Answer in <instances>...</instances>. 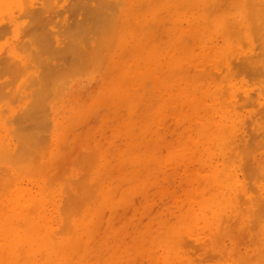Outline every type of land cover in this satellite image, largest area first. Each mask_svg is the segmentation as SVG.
<instances>
[{"label": "rangeland", "instance_id": "rangeland-1", "mask_svg": "<svg viewBox=\"0 0 264 264\" xmlns=\"http://www.w3.org/2000/svg\"><path fill=\"white\" fill-rule=\"evenodd\" d=\"M22 1L0 0V25L3 26L1 27L2 29L6 25L5 30L0 28V59L3 60L1 64H4L2 67L0 66V74H2L0 75V86L2 87L4 83H9L8 86H6L7 84L4 85V89L2 90L8 94H10V91L11 94L13 93L12 97L11 94L7 97L8 94L5 93L6 95H4V92V97H1L2 95L0 96V143L2 142L1 144H3L4 137H6L4 140V145L7 144L9 147H4H7L9 152L7 149L5 150L3 147V149H1L0 147L1 152H3L2 150L5 151L3 154L0 152V160H2L0 161V173L5 175H0V185L4 187L3 188L0 186V190L2 188L3 191L9 189V191H4L6 195H4V192L3 194L1 193L2 190L0 191V203L5 204V206L8 208V198L11 197V191L12 193L16 191L14 192V195L15 197L17 196L19 200L22 197L23 200L30 199L29 201L27 200L25 202L21 201V199L18 202L19 204L21 202V207L18 205L17 209L21 210L23 213L20 211L19 214V211L16 210L15 213H17V215H21V213L22 215H27L29 210H27V208L30 207L27 206V203L31 204L33 199H35L33 202L37 203L38 207L36 206L37 208L33 210L37 209L36 211L38 214L42 213L39 215L41 216L40 218H43L45 215V217L41 220L44 221L45 225H48L47 228L50 231L55 228V230L58 229L56 233L63 232L59 231L61 228L60 230L64 229L65 232V228L67 229L66 231H70L68 229L71 227L76 228L78 231H81V228L83 230H94V237L98 234L99 236L94 239L95 245L93 252L95 254L92 252V256L93 254L94 256L93 258L89 259L90 261L88 260L87 264H93V260H95V263L98 264V259L99 264H165L166 260L168 264H181L180 258H182L186 264H201V262L203 264H236L238 263L236 260L240 258L239 256H241L240 259H242L239 261L241 264H246L247 261L250 264H264V259L261 257H264V221L262 222L260 219V222L255 219L256 221L252 225L253 228L256 227L255 229L252 228L250 225L252 222L249 221V219L253 217V214L252 217L250 215L254 208L257 210L256 212H259V214L257 213L256 216L260 217L263 215L260 217L262 219L264 217V208L261 207L264 205V70L262 69L263 67H261L264 66L262 61V59H264V54L260 47L264 42V38L259 37L257 32L252 33L251 31L252 28L249 20L252 18L253 21L254 18L253 13H250L249 11L253 10V6L250 8L249 5H246L243 0H105V2L103 0H59V2H57L58 0H51V2L48 1V3L50 4L49 6H51V4L53 6L51 8L49 7L51 10L46 8L49 10L48 12H45L43 11L44 7L48 4L42 0ZM44 3L45 5L43 6ZM26 5L28 8L25 9L28 10V13L26 12L27 10L24 11L23 9V7H27ZM65 6L68 9H65ZM69 6L72 7L69 8ZM207 6L209 7V11ZM32 7L34 9H32ZM111 7L113 10L115 9L114 12L113 10H110L112 9ZM41 8L42 10H40ZM56 10L57 12H55ZM245 10L249 11L246 12ZM33 11L35 14L31 13ZM68 11L71 12L69 13ZM29 12L32 14V16H29L28 18V15H31ZM110 12H113L115 15H111L112 13ZM248 13L249 15L251 14L252 17L247 15L250 17L247 20V17L245 18V14ZM20 14L23 17L19 18L18 16ZM72 14L74 15L72 16ZM37 16H39V20H37ZM44 18H47V24L42 22L45 21ZM30 19H32V21ZM110 19L111 21H109ZM90 20L92 21L91 23L89 22ZM49 21L50 23L48 24ZM113 21H115L116 27H114L115 23H113L114 26L111 29ZM247 21L249 23H247ZM253 24H257L256 21ZM42 25H46V29ZM58 26L59 29H57ZM248 27L251 28V32L249 31ZM31 29L34 30V34ZM47 29L49 31H47ZM71 29L72 31L70 32ZM108 29L110 30L108 31ZM36 30L39 34L36 32ZM106 30L109 33L105 32ZM111 30L112 32L114 31L113 33H115V36H113L114 38L111 37L110 40L113 41L112 43L109 42V36L113 34ZM42 31H45V33ZM50 32L54 33L52 34ZM91 32L95 33L92 34ZM66 33L69 34L67 35ZM101 35H104V37ZM105 35H108V37L106 38ZM256 35L259 39L256 37ZM67 36L70 37L67 38ZM102 37L103 40L106 41L107 39L108 41H97L99 39L101 40ZM237 38H239V40ZM46 39L49 40L47 41ZM36 40H39V42H36ZM42 40L45 42V45H41L44 44ZM61 40L62 43L60 42ZM255 40L257 42H255ZM47 42L50 43V46H48ZM108 42L111 44V46L106 47L103 45L104 43L108 44ZM37 43H39L41 47L47 45V48L53 47L57 51H54L52 48L47 49L45 47L44 50H46L43 51L44 53H42L40 52V45L38 46ZM95 43L97 45H95ZM77 44L80 48L82 47L81 49L83 50L77 48ZM245 44L246 47L244 46ZM102 46L105 47L106 51L104 48L102 49ZM92 47L95 51L92 50ZM75 48L77 50H75ZM42 49L43 48H41V51ZM96 49L102 52H97ZM83 51L85 54L88 52V57L84 56L85 54H83ZM95 52L102 56V58L97 54L95 55ZM252 53H254V55ZM54 54L57 57L54 56ZM94 55L95 57L93 58ZM249 55H252L253 57L250 56L252 58L248 59L250 58ZM4 57H9L8 60H10L11 57V59L13 58L15 60L14 63L16 62V65L13 66L14 68H8L9 66H7L8 69H12L8 72H6V70H8L7 68L4 70L6 66L5 63H3ZM77 57L82 59L87 58L86 60L88 63L86 60H84L86 61L84 62L81 59V63H84L82 65L80 63V58L78 59ZM95 58H101V60L97 61ZM253 58L254 60L257 58L258 61L260 58H262L260 61L263 64L258 65L260 63L258 61H254ZM8 60L5 59L7 62ZM38 60L45 65L42 67V64H40ZM99 62L100 64H97ZM38 63L41 67L38 65ZM85 63L88 65L86 68ZM8 64L13 65V62L12 64ZM49 64H51L50 67H48ZM88 67H91V70L86 74L85 71H87ZM17 68L18 70L21 68L20 73L17 71ZM45 68H48L47 71ZM79 69L81 71L83 70L85 73L82 72V75ZM135 69L137 72H135ZM229 69L230 71L228 74L227 72ZM254 69L255 71H253ZM261 69L262 71H260ZM40 70H42V75L39 77ZM10 71L11 73L14 72L16 77L12 76L9 73ZM21 71H23V73ZM48 71L49 73H47ZM67 72L68 74H66ZM7 73L16 79H11V76ZM44 74H46V76ZM50 74L51 76L48 77ZM69 74H71L72 77ZM57 75L59 80L55 81L58 78H56ZM205 75H207L206 78ZM232 75H234V77ZM62 76L64 80H67V83H60L61 81H64ZM198 76L199 79H197ZM33 77L35 78L33 79ZM226 77L228 79H226ZM254 77L255 79L260 77L261 81L258 79L259 83L263 82V84L257 83V79V82H255ZM193 79L195 80L193 81ZM31 80L35 86H33ZM220 80L222 81L220 82ZM252 80H254L253 83H251ZM36 81H40V84L38 83V87L36 86ZM55 82L59 83L53 84ZM59 84L64 87L61 86V88L58 86ZM225 84L228 88L225 87ZM51 85H53V88ZM198 85L199 87H196ZM257 85H260V87ZM222 86L224 88H222ZM261 86H263V88ZM11 87L13 89H11ZM54 87H56V89H54ZM41 88L43 89L41 90ZM35 89H37V92H33L34 94L32 95L31 92L36 91ZM48 89L50 91H48ZM38 91H40V94ZM56 91H58L57 94ZM221 91H223L224 95H222L223 93ZM241 91L245 93V97L244 93L242 94ZM14 93L17 95L15 96ZM247 93L252 94L251 98H253V100L250 98H247L249 100H246V96H249ZM0 94L2 93L0 92ZM37 95H39V97ZM10 97L13 100L9 99ZM34 97H38L39 100H37L38 98L35 100ZM32 98L34 100H32ZM14 100L16 101L12 103ZM30 100L33 101L32 104L30 103ZM244 101H246L247 104ZM249 104L252 105L250 106ZM260 106L263 108V110H261L262 108ZM27 108H30L27 110V112L33 110L31 111L33 114H25V117L28 115L27 118H29V116L30 118L27 120V118L25 119V117H23L24 119L22 121L24 122L21 121L23 124H19L18 120H21L20 114L23 115L22 111L25 112ZM255 115L257 118L254 117ZM31 118L34 120L30 121ZM39 118L42 119V122H39ZM224 119H228L231 122L234 120L233 127L235 129V141L233 140L234 143L232 141V143H229L228 146L224 147V150L221 151L218 145L216 146L215 143L213 144V135L208 137V133L212 134L213 128L215 129V127L212 126L214 123L210 122L217 123ZM13 120L14 122L16 120V125L17 123L19 125L15 126ZM252 120L253 122L251 123ZM32 121L34 123L37 122V124H29ZM257 122L260 124L258 125ZM28 124L33 128V130H36L31 131L36 135L32 133V139L28 141H31V144L36 146L38 149L36 147L33 149V146L30 147L31 144L26 141L28 143V148L26 146V148L23 147V153L21 152L22 150L19 151V149H17L16 145H18L17 142H19V145L21 143L24 145L22 141L30 138L28 134L31 135L29 130H32V128ZM44 124L49 126L45 127ZM253 125H255V127ZM208 126L209 128L212 126V129H208ZM17 128L20 129L18 130ZM26 128L31 129L28 130ZM15 129H17L19 132L21 131V135L24 134L23 136H25V139L23 137L21 141V138L18 139L19 137H17L15 140L14 137L16 135L19 136L20 134ZM140 129L141 131H139ZM205 129L208 130L206 131ZM26 130H28V134H26L29 137L24 133ZM15 132L17 134H15ZM34 135L35 137H33ZM203 135L207 136L205 138L206 140L202 138L204 137ZM36 136L38 139H36ZM34 139L35 141H33ZM170 142L172 144H170ZM42 143H46L48 147L46 145L43 147ZM249 144L253 145L251 146ZM255 144L258 145V147L255 146ZM19 145L18 148L21 147V145ZM60 146L61 148H65L64 151L60 148ZM45 147L47 148L46 152L41 153L40 150L43 149V151H45ZM90 147H92L95 152ZM233 147L235 149H233ZM14 149H16V151H14ZM125 149L130 151L131 154L125 151ZM17 150L18 152L22 153L20 155L18 153V156H21L23 161H25V163L22 164V169L26 171L28 170L27 172L23 171L20 167L18 170L17 163L20 164V161H15L16 163L14 162V164L12 162L13 160H11L14 152V156L16 155ZM229 150H231L232 153ZM6 151L9 154L11 152V158L9 159L12 164H14V166L11 164L12 167L10 166V161H7V163L5 162L6 158L4 159L3 157L2 159V155H6ZM66 151L69 153H67L69 157H67V154H65ZM77 151L79 152L77 153ZM29 152H31L32 157L34 154L36 155H34L35 157L33 158L34 160H37V162L33 161V163L35 162V165L40 163V167H38L39 169H36L37 167L34 169L31 168L34 165L30 163L33 158L30 157ZM118 152H120V154ZM123 152H126L127 154L125 157V153ZM242 153L243 156L249 153L247 155L248 157L245 159V156L243 157ZM23 154L25 156L29 154L30 161H28V155L26 158L23 156ZM77 155L80 156V158H78ZM21 157H14L13 159L16 160L18 158V160H20ZM24 158L26 159L24 160ZM53 160H57L55 164L59 167L61 164L63 169H68L63 170L60 167L63 171L59 168L57 170L58 166L55 167V164L50 163L53 162ZM230 160L231 162H229ZM26 161L28 163H26ZM66 161L67 163L69 161L68 165H66ZM3 162L5 163L3 164ZM21 163L23 162L21 161ZM42 164L43 166H41ZM132 164L135 166L132 167ZM24 165L26 166L24 167ZM244 165H246V167H244ZM42 167L44 168L42 169ZM223 168H226V173L231 175L229 176L230 179L228 178V186L226 181H217L215 178L217 170ZM251 168L254 170L251 171ZM35 169L37 173L34 172ZM44 169L45 171L43 172L39 171ZM244 169L246 171H244ZM248 169L251 172H256L251 175ZM8 170L12 175L10 177L12 179L14 178V180L12 181L9 178L7 179V183L10 185H8L10 188L6 189V187H8H5L7 183H4L2 178L5 179L7 175L9 176V172H6ZM30 170L31 173L34 172V174H36H31ZM245 176L248 179L245 178ZM116 179L117 181L120 180V182L115 181ZM199 179L203 180L201 181ZM11 182L12 185L10 184ZM199 183L200 185H198ZM205 183L210 185L208 186ZM247 183L251 186L252 190L250 186L247 185ZM204 185L207 187L205 186L204 188ZM17 188H19L18 191ZM81 189L87 199L86 197L83 199V193L79 194ZM113 189L116 191V193L113 192ZM212 191L213 194H211ZM218 191L229 192H225L226 194L223 196L226 200V203L219 208H212L211 206L214 204H209L211 203L209 199L210 194L213 196ZM255 191L259 194H256L255 196L256 202L251 199L252 196L255 198L253 195ZM109 193H111L113 198L110 197ZM77 195H79V197ZM237 195L240 198H238ZM74 196H77L75 198L79 200L82 196V201H78L77 199L75 200ZM90 196L93 197L90 198ZM104 196L105 198H103ZM241 196H243L245 199L247 198L249 201L245 202ZM208 199L209 201H207ZM214 200H216V203L219 202L218 199L214 198ZM76 201L78 203L75 206L74 203H76ZM257 201H260V204L257 203ZM214 202L215 201H213V203ZM39 203H42L41 206H43V209H41ZM79 203H81L82 208L80 205L78 207ZM246 203H248L247 206L245 205ZM108 204L110 205L109 207ZM72 205H74V210H77V215L75 213L73 214L75 211H73L71 208ZM2 206L3 207L0 206L2 208L0 209V213L4 214V205ZM67 206L69 210L66 208ZM88 206L90 208H88ZM102 207L103 209H101ZM61 208L64 210H61ZM24 209L25 211L27 210L26 213H24ZM49 209L51 211H49ZM249 209H252L251 213ZM260 209H262V212ZM35 212L34 214L36 215L37 213ZM70 212L71 216L68 215ZM190 213L193 216H188L191 215ZM61 214H63V217ZM64 214H66V216ZM104 214L106 215L104 216ZM222 214L224 215L223 217L221 216ZM35 215L32 216L34 219H37L35 218ZM64 217H68L69 219ZM178 217H186V221L195 218L192 220H195L196 224H192V221H189V223L187 222L188 226H183L185 230H181L183 229L181 226V232L179 230L180 227H177V232L180 233V236H178V240L180 242L178 243V249H175L174 247L169 248L166 246V241L169 239L165 237V226H179L175 223V218L179 219ZM190 217L191 219H189ZM204 219H208L207 221L209 222H204ZM62 220L64 223H62ZM221 221L222 224H220ZM67 222L69 227H65V225H67L65 223ZM177 222L179 223V220H177ZM256 222L259 223L256 224ZM162 223L165 224L162 225ZM231 223L234 225L232 226ZM228 225L229 227H232L229 230ZM159 226L161 228H159ZM226 230L229 237L226 236ZM230 230L231 232L233 231V233H231ZM256 230L258 234L255 233ZM217 232L219 233L218 237L217 234H215L216 236L214 235L215 237L212 236L213 238H211V234L213 235ZM261 232L263 235L260 234ZM237 233L239 234L236 235ZM254 234H256V236ZM100 235L103 236L100 237ZM215 238H218L219 240L215 241ZM254 238L255 240H253ZM185 240L188 241V243H185ZM217 242H220L221 244L223 243V246L221 244L220 246L219 243L217 244ZM103 243L104 245L107 244V246L105 247ZM211 243H213V245ZM238 243L239 246H237ZM242 243L246 245H243ZM247 244L249 245L247 246ZM203 246H207L208 248L211 246L210 249L212 250L207 249V247L202 249ZM97 247L100 249L98 248L97 250ZM108 248L109 250H106V254L103 255L105 249ZM220 248L223 250L221 251ZM206 249L209 256L206 252ZM194 251L195 254L193 253ZM200 251H203V253ZM260 252H263L262 255L259 254ZM257 253L259 256L256 255ZM213 254H217L218 257L214 256ZM97 256L99 258H97ZM109 256H112V258ZM252 256L255 259H252ZM158 259L159 261H157ZM111 261L112 263H108Z\"/></svg>", "mask_w": 264, "mask_h": 264}, {"label": "bare ground", "instance_id": "bare-ground-1", "mask_svg": "<svg viewBox=\"0 0 264 264\" xmlns=\"http://www.w3.org/2000/svg\"><path fill=\"white\" fill-rule=\"evenodd\" d=\"M22 1V0H21ZM23 1H27V0H23ZM22 1V2H23ZM43 2H45L46 4H48V5H45V3L43 4V6L45 5V7H44V10L43 11H47L48 12V10L53 6L52 4H51V6H49L50 4L48 3V1H50L51 2V0H47V1H45V0H42ZM57 1V0H56ZM75 1V0H74ZM104 2H105V0H103ZM244 1V3L246 4V5H249V7L251 8L252 6H253V10L252 11H249L250 10V8H249V10H245L246 12H252L253 13V18H254V20L252 21V18H251V20H249L250 21V24H251V28H252V30H251V28H249L250 27V25H249V31L251 30L252 31V33H255V32H257V35L259 36V37H263L264 38V0H243ZM57 2H59V0L57 1ZM69 2V1H68ZM89 2V1H88ZM107 2H109V1H107ZM75 3V2H74ZM98 3H99V1H98ZM85 4V3H84ZM87 4V3H86ZM90 4V3H89ZM228 4V3H227ZM24 5V4H23ZM75 5V4H74ZM106 5V4H105ZM108 5V4H107ZM246 5H244V6H246ZM27 6V5H26ZM48 6V7H47ZM67 6V5H66ZM65 6V7H66ZM94 6V5H93ZM111 6V5H110ZM50 7V8H49ZM55 7V6H54ZM70 7H72V6H69V8ZM75 7H76V5H75ZM75 7H74V9H75ZM83 7V6H82ZM81 7V8H82ZM103 7V6H102ZM101 7V8H102ZM25 8H28V6L27 7H23V9H24V11H26L27 9H25ZM39 8V7H38ZM38 8H37V10H38ZM46 8H49V9H46ZM56 8V7H55ZM112 8V7H111ZM32 9H34L33 7H32ZM31 9V10H32ZM65 9H68L67 7L65 8ZM73 9V8H72ZM71 9V10H72ZM89 9V8H88ZM100 9V8H99ZM106 9H107V6H106ZM110 9V8H109ZM207 9H208V11H209V7L207 6ZM206 9V10H207ZM233 9V8H232ZM238 9L240 10V8L238 7ZM31 10H29V11H31ZM40 10H42V8L40 9ZM51 10V9H50ZM110 10H113V8L112 9H110ZM231 10V9H230ZM35 11H36V9H35ZM42 11V12H43ZM65 11V10H64ZM78 11V10H77ZM115 11V9L113 10V12ZM27 13H28V10L26 11ZM38 12V11H37ZM36 12V13H37ZM41 12V13H42ZM55 12H57V10L55 11ZM55 12H54V14H55ZM69 12V11H68ZM71 12V11H70ZM69 12V13H70ZM113 12H110V13H112L111 15H115ZM32 14L34 13V11L33 12H31ZM30 12H29V14H31ZM39 13V12H38ZM37 13V14H38ZM50 13V12H49ZM62 13V12H61ZM103 13V12H102ZM242 13V12H241ZM32 14L31 15H28V18H29V16H32ZM35 14V13H34ZM43 14V13H42ZM57 14H60V13H57ZM24 15V14H23ZM44 15V14H43ZM47 15H48V13H47ZM74 14H72V16H73ZM102 15V14H101ZM209 15V14H208ZM247 15H249V13L248 14H245V18L248 20L250 17H252V15L250 14L249 16H247ZM34 16V15H33ZM36 16V15H35ZM60 16V15H59ZM96 16V15H95ZM109 16V15H108ZM19 18L20 17H23V16H21V14L18 16ZM38 17V19L37 20H39V16H37ZM41 17V16H40ZM46 17V16H45ZM53 17V16H52ZM54 17H56V16H54ZM67 17V16H66ZM105 17H106V15H105ZM60 18V17H59ZM62 18V17H61ZM110 18V17H109ZM158 18V17H157ZM5 19V18H4ZM42 19H43V16H42ZM42 19H41V21H42ZM105 19V18H104ZM106 19H108V18H106ZM112 19V18H111ZM111 19L109 20V21H111ZM132 19H133V16H132ZM135 19V18H134ZM31 21H32V19H30ZM34 20V19H33ZM44 20L45 21H42V22H45L46 24H47V22H46V20H47V18L45 19L44 18ZM51 20V19H50ZM67 20V19H66ZM229 20V19H228ZM36 21V20H35ZM35 21H33V22H35ZM48 21V20H47ZM87 21V20H86ZM230 21V20H229ZM255 21H256V23L257 24H253V23H255ZM37 22V21H36ZM42 22H41V24H42ZM51 22H53V21H51ZM76 22V21H75ZM84 22V21H83ZM90 23L92 22L91 20L89 21ZM88 22V23H89ZM99 22V21H98ZM134 22H136V21H134ZM237 22V21H236ZM253 22V23H252ZM50 23V21L48 22V24ZM61 23V22H60ZM67 23V22H66ZM65 23V24H66ZM80 23H82V22H80ZM87 23V24H88ZM113 23H115V21H113L112 22V24ZM132 23V22H131ZM225 23V22H224ZM247 23H249L248 21H247ZM52 24V23H51ZM62 24V23H61ZM95 24V23H94ZM98 24V23H97ZM229 24V23H228ZM243 24H245V23H243ZM38 25H40V24H38ZM37 25V26H38ZM67 25V24H66ZM77 25H78V23H77ZM83 25V24H82ZM81 25V26H82ZM247 25V24H246ZM6 26V25H5ZM5 26H4V28L2 29L1 27H3L2 25H0V28L2 29V30H5ZM34 26V25H33ZM41 26V25H40ZM43 26V25H42ZM54 26V25H53ZM70 26V25H69ZM96 26V25H95ZM114 26V24L111 26V29H112V27ZM255 26V27H254ZM9 27V26H8ZM7 27V28H8ZM44 28L46 27V25H44L43 26ZM61 27V26H60ZM74 27V26H73ZM84 27V26H83ZM114 27H116V23H115V26ZM138 27V26H137ZM236 27V26H235ZM10 28V27H9ZM8 28V29H9ZM26 28H27V26H26ZM39 28H41V27H39ZM43 28V29H44ZM69 28V27H68ZM75 28H77V27H75ZM90 28V27H89ZM0 29V30H1ZM46 29V28H45ZM57 29H59V26H58V28ZM65 29V28H64ZM74 29V28H73ZM81 29V28H80ZM145 29V28H144ZM246 29V28H245ZM257 30V31H255V30ZM7 30V29H6ZM32 30V29H31ZM39 30H41V29H39ZM75 30V29H74ZM78 30V29H77ZM83 30V29H82ZM110 29H108V31H109ZM184 30V29H183ZM242 30V29H241ZM240 30V31H241ZM33 31V34H34V30H32ZM47 31H49L48 29H47ZM72 31V29L70 30V32ZM206 31V30H205ZM248 31V30H247ZM250 31V32H251ZM260 31V32H259ZM9 32V31H8ZM36 32H37V30H36ZM42 32H44L45 33V31H42ZM60 32V31H59ZM66 32H68V31H66ZM75 32V31H74ZM82 32V31H81ZM89 32V31H88ZM105 32H107V30L105 31ZM111 32H112V30H111ZM114 32V31H113ZM112 32V33H113ZM237 32V31H236ZM38 33V32H37ZM50 33H52V32H50ZM54 33V32H53ZM52 33V34H53ZM83 33V32H82ZM81 33V34H82ZM86 33V32H85ZM92 33V32H91ZM95 33V32H94ZM94 33H92V34H94ZM107 33H109V32H107ZM112 33H110V34H112ZM226 33V32H225ZM260 33V34H259ZM1 34V33H0ZM39 34V33H38ZM42 34V33H41ZM49 34V33H48ZM56 34H58V33H56ZM64 34V33H63ZM63 34H61V35H63ZM67 35L69 34V33H66ZM74 34V33H73ZM87 34V33H86ZM109 34V35H110ZM237 34V33H236ZM235 34V35H236ZM4 35V34H3ZM2 35V36H3ZM50 35V34H49ZM80 35V34H79ZM252 35V34H251ZM256 35V37L258 38V36ZM59 36V35H58ZM97 36V35H96ZM101 36H103L104 37V35H101ZM106 36V35H105ZM113 36H115V33H113L112 35H110L109 36V42L110 43H112L113 41H110L111 40V37H113ZM233 36V35H232ZM50 37V36H49ZM70 36H67V38H69ZM103 37L101 38V40L99 39V40H97V41H102L103 40ZM108 37V35L106 36V38ZM237 37H238V35H237ZM253 37V36H252ZM48 38V37H47ZM105 38V39H106ZM114 38V37H113ZM260 38V39H261ZM74 39V38H73ZM86 39V38H85ZM188 39V38H187ZM238 40H239V38H237ZM253 39H254V37H253ZM256 39V38H255ZM259 39V38H258ZM257 39V40H258ZM39 40H41V39H39ZM39 40H36V42H39ZM44 40V39H43ZM42 40V42L44 43V44H41V45H45V42ZM47 40V39H46ZM49 40V39H48ZM47 40V41H48ZM52 40V39H51ZM63 40V39H62ZM62 40L60 41L61 43H62ZM68 40V39H67ZM82 40V39H81ZM84 40V39H83ZM196 40V39H195ZM263 40V39H262ZM96 41V42H97ZM104 42H106V41H108L107 39H106V41L105 40H103ZM193 41V40H192ZM66 42V41H65ZM71 42H72V40H71ZM70 42V43H71ZM108 42V44L106 43H104L103 45H105L106 47H108V46H111V44ZM254 42V41H253ZM255 42H257L256 40H255ZM259 42V41H258ZM263 42V41H262ZM25 43H27V42H25ZM48 43V42H47ZM67 43V42H66ZM66 43H64V44H66ZM69 43V42H68ZM86 43V42H85ZM241 43V42H240ZM28 44V43H27ZM38 44V46L40 45L39 43H37ZM50 43H48V46H50L49 45ZM59 44V43H58ZM64 44H63V46H64ZM73 44H74V42H73ZM99 44V43H98ZM258 44V43H257ZM41 45L39 46V48H40V52H42V53H44L43 51H45L44 50V48L47 46H42L41 47ZM69 45V44H68ZM87 45H88V43H87ZM94 45V44H93ZM95 45H97L96 43H95ZM239 45V44H238ZM243 45V44H242ZM256 45V44H255ZM262 46H260L261 47V49H262V51H263V54H264V42L261 44ZM73 46H75V45H73ZM77 46H78V44H77ZM245 47H246V44L244 45ZM71 47H72V44H71ZM71 47H70V49H71ZM94 47V46H93ZM93 47H92V50H93ZM96 47V46H95ZM101 47V46H100ZM41 48H43L42 49V51H41ZM47 48V47H46ZM48 48H50V47H48ZM47 48V49H48ZM52 49H54V51L56 50L55 48H53V47H51ZM50 48V49H51ZM56 48H57V46H56ZM65 48V47H64ZM66 48H67V46H66ZM65 48V49H66ZM69 48V47H68ZM77 48H80L79 46L77 47ZM82 48V47H81ZM80 48V50H83V49H81ZM98 48H99V46H98ZM97 48V49H98ZM104 48V50H105V47L104 46H102V49ZM111 48V47H110ZM110 48H108V49H110ZM59 49H62V48H59ZM96 49V50H97ZM100 49V48H99ZM101 49V50H102ZM27 50V49H26ZM32 50V49H31ZM75 50H77L76 48H75ZM87 50V49H86ZM256 50H258V49H256ZM57 51V50H56ZM87 51H89V50H87ZM93 51H95V50H93ZM106 51V50H105ZM208 51V50H207ZM259 51V50H258ZM258 51H257V53H258ZM261 51V50H260ZM49 52H50V50H49ZM73 52H75V51H73ZM80 52V51H79ZM82 52V51H81ZM84 52V51H83ZM97 52H102V51H100V50H97ZM97 52H95V55L97 54L98 55V53ZM39 53V52H38ZM42 53H40V54H42ZM52 53V52H51ZM50 53V54H51ZM46 54V53H45ZM49 54V53H48ZM66 54V53H65ZM64 54V55H65ZM77 54V53H76ZM83 54H85V52L83 53ZM87 54H88V52L84 55L85 57L87 56ZM137 54H139V53H137ZM253 55H254V53H252ZM262 54V55H263ZM56 55H57V53H56ZM55 54H54V56H56ZM92 55H93V53H92ZM95 55L93 56V58L95 57ZM247 55V54H246ZM35 56V55H34ZM54 56H52V57H54ZM61 56V55H60ZM76 56H79V55H76ZM99 57H101L102 58V56H100V55H98ZM97 56V57H98ZM243 56V55H242ZM245 56V55H244ZM250 56H252V55H249V57ZM48 57H51V56H48ZM57 57V56H56ZM65 57V56H64ZM88 57V56H87ZM196 57H198V56H196ZM239 57V56H238ZM248 57V56H247ZM253 57V56H252ZM252 57H250V58H248V59H251ZM256 57V56H255ZM254 57V58H255ZM260 57H262V56H260ZM2 58V57H1ZM37 58V57H36ZM73 58V57H72ZM78 59L80 58V57H77ZM101 58L99 59H96L97 61H100L101 60ZM205 58V57H204ZM212 58V57H211ZM241 58V57H240ZM254 58H253V60H254ZM4 59V62L3 63H5V69L4 70H6V68H7V66H9L8 68H10V67H13V66H15L16 65V62L14 63V59L12 58L11 59V57H10V60H8L9 59V57L8 58H3ZM5 59L6 60H8V62L7 61H5ZM50 59V58H49ZM60 59V58H59ZM74 59H75V57H74ZM81 59L82 58H80V63H81ZM87 59V58H86ZM86 59H82L83 61L84 60H86ZM184 59V58H183ZM196 59V58H195ZM215 59V58H214ZM262 58H260L259 59V61L257 60V58H256V60H254V61H258L260 64H258V65H261V64H263L264 63V59H262V61H263V63H261V60ZM11 60H13V61H11ZM43 60H44V58H43ZM70 60V59H69ZM77 60V59H76ZM89 60V59H88ZM93 60V59H92ZM132 60V59H131ZM187 60V59H186ZM232 60V59H231ZM247 60V59H246ZM245 60V61H246ZM3 60H1L0 59V64H1V62H2ZM10 61V62H9ZM39 61V60H38ZM61 61V60H60ZM71 61V60H70ZM78 61V60H77ZM87 61V60H86ZM86 61H84V62H86ZM95 61V60H94ZM97 61H95V62H97ZM113 61V60H112ZM251 61V60H250ZM12 62H13V65H10V64H8V63H11L12 64ZM18 62V61H17ZM35 62H37V61H35ZM40 62V64H42V67L45 65V64H43V63H41V61H39ZM103 62V61H102ZM208 62V61H207ZM45 63H47V62H45ZM50 63V62H49ZM69 63V62H68ZM79 63V64H80ZM87 63H88V61H87ZM89 63H91V62H89ZM127 63V62H126ZM168 63V62H167ZM247 63V62H246ZM255 63V62H254ZM8 64V65H7ZM48 64V63H47ZM56 64H57V62H56ZM73 64V63H72ZM77 64V63H76ZM75 64V65H76ZM82 65L84 64L83 62L81 63ZM86 64V63H85ZM97 64H100V62L99 63H97ZM253 64V63H252ZM251 64V65H252ZM4 65V64H3ZM2 64L0 65L1 67L3 66ZM17 65H18V63H17ZM38 65H39V63H38ZM50 65L51 64H49L48 65V67H50ZM58 65V64H57ZM184 65V64H183ZM192 65V64H191ZM230 65V64H229ZM247 65H250V64H247ZM254 65V64H253ZM28 66V65H27ZM40 66V65H39ZM38 66V67H39ZM65 66V65H64ZM70 66V65H69ZM77 66V65H76ZM79 66V65H78ZM85 66V65H84ZM88 65L86 64V66H85V68L87 67ZM91 66V65H90ZM100 66V65H99ZM41 67V66H40ZM39 67V68H40ZM47 67V66H46ZM80 67V66H79ZM131 67V66H130ZM183 67V66H182ZM231 67V66H230ZM260 67V66H259ZM261 67H263L262 69L264 70V66H261ZM7 68V69H8ZM14 68V67H13ZM22 68V67H21ZM21 68L18 70V68H17V71H19V73H20V70H21ZM60 68V67H59ZM63 68V67H62ZM67 68V67H66ZM65 68V69H66ZM71 68V67H70ZM81 68V67H80ZM82 68H84V67H82ZM91 68V67H90ZM89 67H88V69H87V71H85L86 72V74H87V72L89 73L90 72V69ZM151 68V67H150ZM241 68V67H240ZM16 69V68H15ZM15 69H13V70H15ZM42 69H44V68H42ZM46 69V68H45ZM48 69V68H47ZM47 69H46V71H47ZM50 69V68H49ZM95 69V68H94ZM186 69V68H185ZM239 69V68H238ZM249 69V68H248ZM262 69L260 70V71H262ZM3 70V71H4ZM9 70H12V69H8V70H6V72H8ZM53 70V69H52ZM67 70V69H66ZM80 70V69H79ZM89 70V71H88ZM152 70V69H151ZM240 70H242V69H240ZM258 70V69H257ZM44 71V70H43ZM58 71V70H57ZM73 71H75V70H73ZM81 71V70H80ZM229 71H230V69L228 70V74H229ZM232 71V70H231ZM253 71H255V69L253 70ZM2 72V71H1ZM22 73H23V71H21ZM41 72H42V70H40V72H39V77L42 75L41 74ZM45 72V71H44ZM54 72V71H53ZM69 72V71H68ZM68 72L66 73V74H68ZM72 72V71H71ZM76 72H78V71H76ZM83 72V70L81 71V73ZM85 72H83V73H85ZM135 72H137L136 71V69H135ZM191 72V71H190ZM200 72V71H199ZM5 73V72H4ZM12 76H14V77H16L15 76V73L13 72V73H11V71L9 72ZM9 73H7L8 75H10ZM18 73V74H19ZM47 73H49V71L47 72ZM46 73V74H47ZM57 73V72H56ZM60 73H61V71H60ZM65 73V72H64ZM81 73H79V74H81ZM83 73H82V75H83ZM194 73V72H193ZM209 73V72H208ZM212 73V72H211ZM232 73V72H231ZM230 73V74H231ZM262 73V72H261ZM46 74H44L45 76H46ZM66 74H65V76H66ZM204 74V73H203ZM203 74H201V75H203ZM222 74V73H221ZM228 74H226L227 76H229ZM245 74V73H244ZM256 74V73H255ZM254 74V75H255ZM260 74V73H259ZM0 75H2V74H0ZM10 75V76H11ZM69 75H71V74H69ZM81 75V76H82ZM209 75V74H208ZM214 75V74H213ZM219 75V74H218ZM10 77L11 79L13 78V77ZM19 76V75H18ZM51 76V74L48 76V77H50ZM68 76V75H67ZM130 76V75H129ZM204 76V75H203ZM233 77H234V75H232ZM1 77V76H0ZM39 77H38V80H39ZM43 77V76H42ZM58 77V75L56 76V78ZM71 77H72V75H71ZM186 77H189V76H186ZM207 77V75H205V78ZM222 77V76H221ZM225 77V76H224ZM249 77V76H248ZM35 77H33V79H34ZM62 78H63V76H62ZM161 78V77H160ZM209 78H210V76H209ZM209 78H208V80H209ZM215 78V77H214ZM217 78V77H216ZM230 78V77H229ZM264 78V77H263ZM13 79H16V78H13ZM27 79V78H26ZM32 79V80H33ZM49 79V78H48ZM197 79H199V76H198V78ZM226 79H228L227 77H226ZM257 79V78H256ZM256 79H255V77H254V80H255V82H257V83H259V80H260V77H258V79H257V81H256ZM7 80H9V79H7ZM32 80H31V82H32ZM42 80V79H41ZM40 80V81H41ZM59 80V77L55 80V81H58ZM60 80H61V78H60ZM63 80H64V78H63ZM195 79H193V81H194ZM225 80V79H224ZM223 80V81H224ZM254 80H252V82L251 83H253L254 82ZM34 81V80H33ZM39 81V82H40ZM43 81V80H42ZM198 81V80H197ZM216 81V80H215ZM222 80H220V82H221ZM261 81V80H260ZM10 82V81H9ZM37 82V81H36ZM39 82H37L36 84V86L38 87V83ZM62 82H64V83H67V80H64V81H61L60 83H62ZM213 82V81H212ZM11 83H12V81H11ZM14 83H15V81H14ZM46 83V82H45ZM57 83H59V82H57ZM56 82L55 83H53V84H57ZM63 83V84H64ZM204 83H205V81H204ZM230 83V82H229ZM250 83V82H249ZM7 84V85H6ZM4 83V85H6V86H8V84L9 83ZM31 84V83H30ZM32 84H33V82H32ZM40 84V83H39ZM190 84V83H189ZM198 84V83H197ZM254 84H256V83H254ZM259 84H263V82L262 83H259ZM4 85L1 87L0 86V92L2 93V94H0V96L1 97H4V95H6V94H8V93H6V92H4V90H2V89H4L3 87H4ZM13 85V84H12ZM22 85V84H21ZM42 85H43V83H42ZM205 85V84H204ZM214 85H215V83H214ZM223 85V84H222ZM33 86H35L34 84H33ZM53 85H51V87H52ZM58 86H62V85H58ZM257 86H259L260 87V85H257ZM264 86V85H263ZM263 86H261L262 88H263ZM13 87V86H12ZM11 87V89H13ZM45 87V86H44ZM49 87V86H48ZM62 87H64V86H62ZM61 87V88H62ZM133 87V86H132ZM196 87H199V85L198 86H196ZM225 87L226 88H228L227 86H226V84H225ZM246 87V86H245ZM53 88V87H52ZM222 88H224L223 86H222ZM27 89V88H26ZM43 88H41V90H42ZM50 89V88H49ZM48 89V91H50ZM54 89H56V87H54ZM200 89V88H199ZM219 89V88H218ZM264 89V88H263ZM36 91H32L31 92V94L33 95L34 93L33 92H37V89H35ZM47 90V89H46ZM57 90H58V87H57ZM60 90V89H59ZM222 90H224V89H222ZM10 91V90H9ZM8 91V92H9ZM196 91V90H195ZM214 91V90H213ZM261 91V90H260ZM3 92H4V95H3ZM13 92V91H12ZM40 91H38V93H39ZM174 92V91H173ZM222 93H223V91H221ZM242 92V91H241ZM6 93V94H5ZM10 94H11V91L9 92ZM17 93V92H16ZM45 93V92H44ZM47 93V92H46ZM51 93H52V90H51ZM58 93V91H56V94ZM180 93V92H179ZM188 93V92H187ZM194 93V92H193ZM200 93H201V91H200ZM217 93H218V91H217ZM226 93V92H225ZM244 92H242V94H243ZM10 94H8L7 95V97L10 95ZM13 94V93H12ZM12 94H11V97H12ZM15 94V93H14ZM40 94V93H39ZM50 94V93H49ZM55 94V95H56ZM181 94V93H180ZM203 94V93H202ZM216 94V93H215ZM219 94V93H218ZM217 94V95H218ZM249 96H246V100H249V99H247V98H250L251 100H253V98H251L252 96V94H250V93H247ZM17 94H15V96H16ZM43 95V94H42ZM48 95V94H47ZM52 95V94H51ZM50 95V96H51ZM54 95V94H53ZM222 95H224V93L222 94ZM222 95H220V96H222ZM38 97H39V95H37ZM240 96V95H239ZM0 97V98H1ZM9 98V99H11V100H13L12 98ZM14 97V96H13ZM38 97H36V98H38ZM43 97V96H42ZM53 97V96H52ZM182 97V96H181ZM244 97H245V93H244ZM253 97H254V95H253ZM35 98V97H34ZM36 98H35V100H36ZM176 98V97H175ZM188 98H189V96H188ZM48 99V98H47ZM46 99V100H47ZM201 99V98H200ZM32 100H34L33 98H32ZM37 100H39V98L37 99ZM50 100H51V98H50ZM49 100V101H50ZM16 100H14V101H12V103L13 102H15ZM20 101V100H19ZM31 101V100H30ZM189 101V100H188ZM235 101H236V99H235ZM1 102V101H0ZM168 102V101H167ZM241 102V101H240ZM239 102V103H240ZM245 103H246V101H244ZM250 103H252L251 101H249ZM254 102V101H253ZM31 104L33 103V101H31L30 102ZM203 103V102H202ZM219 103V102H218ZM3 104V103H2ZM226 104V103H225ZM224 104V105H225ZM247 104V103H246ZM264 104V103H263ZM262 104V105H263ZM172 105V104H171ZM237 105V104H236ZM235 105V106H236ZM250 106L252 105V104H249ZM256 105V104H255ZM1 106V105H0ZM27 106V105H26ZM29 106V105H28ZM30 106H32V105H30ZM35 106V105H34ZM38 106V105H37ZM40 106V105H39ZM187 106V105H186ZM228 106V105H227ZM226 106V107H227ZM47 107V106H46ZM261 107V106H260ZM39 108V107H38ZM191 108V107H190ZM236 108V107H235ZM262 108V107H261ZM30 109V108H29ZM28 108L25 110V112L24 111H22V114L23 115H21L20 114V119L21 120H18V122H19V124L21 123V121L24 119L23 117H25V114H29V113H31V111H33V110H31L30 112H27V110H29ZM43 109V108H42ZM259 109V108H258ZM170 110V109H169ZM238 110V109H237ZM261 110H263V108L261 109ZM124 111V110H123ZM207 111V110H206ZM17 112V111H16ZM27 112V113H26ZM47 112V111H46ZM36 113V112H35ZM45 113V112H44ZM18 114V113H17ZM31 114H33V113H31ZM225 114V113H224ZM46 115H48V114H46ZM27 116L28 115H26V117H25V119L27 118ZM192 116V115H191ZM227 116V115H226ZM225 116V117H226ZM259 116V115H258ZM262 116V115H261ZM22 117V118H21ZM32 117V116H31ZM225 117H223V118H225ZM254 117H256V115L254 116ZM29 118H30V116H29ZM29 118H27V120L29 119ZM38 118V117H37ZM197 118V117H196ZM257 118V117H256ZM18 119V118H17ZM16 119V120H17ZM236 119V118H235ZM251 119H252V117H251ZM15 120V122H17ZM26 120V121H27ZM31 120H34V119H30V121ZM36 120V119H35ZM42 119L41 118H39V122L41 121ZM46 120V119H45ZM174 120H175V118H174ZM195 120V119H194ZM260 120V119H259ZM261 120H263V119H261ZM92 121V120H91ZM255 121H257V120H255ZM13 122H14V120H13ZM14 122V124H15V126H18L19 124L17 123V125H16V123ZM22 122H24V121H22ZM42 122V121H41ZM46 122V121H45ZM84 122V121H83ZM193 122V121H192ZM199 122V121H198ZM236 122V121H235ZM253 122V120L251 121V123ZM264 122V121H263ZM37 124V122L36 123H34L33 121L32 122H30L29 124ZM49 123V122H48ZM197 123V122H196ZM207 123V122H206ZM210 123H214L212 126H214L215 127V129L213 128V133L211 134H209L208 133V137H210V136H212L213 135V137H212V141H213V144L215 143L216 144V146L218 145V147H219V149H221V151L222 150H224V147H226V146H228V144L229 143H232V141L234 140V134H235V132H234V127H233V123H234V120H233V122H231L230 120H228V119H224V120H222V121H220V122H217V123H215V122H210ZM255 123V122H254ZM21 124H23V123H21ZM28 124V125H29ZM94 124V123H93ZM257 124L259 125L260 123H258L257 122ZM39 125V124H38ZM45 125V124H44ZM163 125V124H162ZM235 125V124H234ZM237 125V124H236ZM30 126V125H29ZM36 126V125H35ZM47 126H49V125H47ZM46 125H45V127H47ZM161 126V125H160ZM212 126H210V128L212 127ZM254 127H255V125H253ZM22 127V126H21ZM25 127V126H24ZM31 127V126H30ZM206 127H207V125H206ZM253 127V128H254ZM261 127V126H260ZM32 128V127H31ZM31 128H26V129H31ZM35 128V127H34ZM209 128V126H208V129H210ZM18 130L20 129V128H17ZM17 129H15L18 133H20L19 134V136H15L14 134V138H15V140L17 139V137H19L18 139H20L21 138V141H22V138L24 137V139H25V136H23V135H21V131L19 132ZM25 129V128H24ZM150 129V128H149ZM207 129V130H208ZM212 129V128H211ZM210 129V130H211ZM259 129V128H258ZM257 129V130H258ZM261 129H262V127H261ZM264 129V128H263ZM262 129V130H263ZM28 130H26V132H24L25 134L27 133V131ZM35 130V129H34ZM33 130V128H32V130H29V132L31 133V135L30 134H28L29 136H30V138H28L29 136L26 134V136H28L27 138L28 139H26V140H24L25 142L27 141V142H29V144H31V141H28V140H30V139H32V133H34V132H31V131H34ZM46 130H47V128H46ZM71 130V129H70ZM107 130H109V129H107ZM168 130V129H167ZM196 130H199V129H196ZM200 130H202V129H200ZM206 130V129H205ZM206 130V131H207ZM254 130V129H253ZM36 131V130H35ZM75 131V130H74ZM139 131H141V129L139 130ZM195 131V130H194ZM203 131H204V129H203ZM252 131V130H251ZM261 131V130H260ZM8 132V131H7ZM22 132H23V130H22ZM38 132V131H37ZM46 132H48V131H46ZM159 132V131H158ZM175 132V131H174ZM257 132V131H256ZM262 132V131H261ZM261 132H260V134H261ZM15 134H17L16 132H15ZM35 134V133H34ZM207 134V133H206ZM259 134V133H258ZM22 137H21V136ZM36 135V134H35ZM35 135L33 136V137H35ZM37 135H39V134H37ZM160 135V134H159ZM180 135V134H179ZM194 135H195V133H194ZM68 136V135H67ZM185 136V135H184ZM204 136V135H203ZM39 137V136H38ZM41 137H43V136H41ZM47 137V136H46ZM158 137V136H157ZM180 137H182V136H180ZM196 137H198V136H196ZM196 137H195V139H196ZM207 136H204V137H202V138H206ZM262 137H263V135H262ZM5 138L6 137H4V140H5ZM154 138V137H153ZM171 138H173V137H171ZM200 138H201V136H200ZM36 139H38L37 138V136H36ZM46 139V138H45ZM158 139V138H157ZM193 139V138H192ZM208 139V138H207ZM4 140H3V144H1L0 143V147H1V149H3L5 146H7L8 147V145L7 144H5L4 145ZM144 140V139H143ZM206 140V139H205ZM231 140V141H230ZM248 140V139H247ZM254 140V139H253ZM257 140V139H256ZM17 141H19V140H17ZM21 141H20V143H21ZM24 141H22L23 142V144L24 145H22V143L20 144L21 145V147L20 148H22V149H20V148H18V145H19V142H17L18 143V145H16L17 146V149H19V151L20 150H22L21 152H23V150H24V148H26L27 147V145H28V143L26 142V144H25V142ZM33 141H35V139L33 140ZM41 141V140H40ZM185 141V140H184ZM192 141H194V140H192ZM235 141V140H234ZM234 141H233V143H234ZM38 142H39V140H38ZM37 142V143H38ZM44 142V141H43ZM48 142V141H47ZM67 142V141H66ZM173 142V141H172ZM205 142V141H204ZM211 142V141H210ZM262 142V141H261ZM35 143V142H34ZM33 143V144H34ZM53 143V142H52ZM177 143V142H176ZM175 143V144H176ZM183 143V142H182ZM208 143H209V141H208ZM218 143V144H217ZM255 143H257V142H255ZM43 144V143H42ZM166 144V143H165ZM168 144V143H167ZM170 144H172L171 142H170ZM179 144V143H178ZM184 144V143H183ZM212 144V145H213ZM262 144V143H261ZM260 144V145H261ZM2 145V146H1ZM11 145V144H10ZM19 145V146H20ZM35 145V144H34ZM41 145V144H40ZM47 146L48 147V145L45 143V144H43L42 146L44 147V146ZM54 145V144H53ZM123 145V144H122ZM234 145V144H233ZM248 145V144H247ZM249 145H251V144H249ZM253 145V144H252ZM251 145V146H252ZM26 146V147H25ZM31 146H33L32 144L30 145V147ZM42 146H41V148H42ZM61 146H63V145H61ZM61 146H60V148H61ZM68 146V145H67ZM170 146H172V145H170ZM176 146V145H175ZM175 146H173V147H175ZM235 146V145H234ZM255 146H257L258 147V145H256L255 144ZM255 146H253V147H255ZM3 147V148H2ZM7 147L6 148H4L5 150L7 149ZM24 147V148H23ZM36 146H33L32 148L34 149ZM66 147V146H65ZM241 147V146H240ZM263 147V146H262ZM9 148V147H8ZM28 148V147H27ZM37 148V147H36ZM40 148V149H41ZM67 148V147H66ZM91 149H92V147H90ZM131 148V147H130ZM157 148V147H156ZM178 148V147H177ZM176 148V149H177ZM183 148V147H182ZM232 148V147H231ZM230 148V149H231ZM11 149V148H10ZM38 149V148H37ZM61 149H63V151H64V147H62ZM127 149V148H126ZM125 149V151H127V152H129L130 153V151H128V150H126ZM233 149H235L234 147H233ZM243 149V148H242ZM242 149H239V150H242ZM254 149V148H253ZM9 149H7V151H8ZM45 151H43V149L42 150H40L41 151V153H43V152H46V150H47V148L45 147V149H44ZM93 150V149H92ZM131 150V149H130ZM245 150V149H244ZM3 152H1V150H0V152H1V154H3V153H5V151L4 150H2ZM6 151V155L4 154V155H2V159H3V157H4V159L6 158V160H5V162H7V161H10V159L9 158H11V152H10V154L8 153ZM14 151H16V149H14ZM26 151V150H25ZM33 151V150H32ZM36 151V150H35ZM34 151V152H35ZM94 152H95V150H93ZM115 151V150H114ZM163 151V150H162ZM230 152H231V150H229ZM247 151V150H246ZM21 152H18V150H17V152H16V155L14 156V154H15V152H14V154H13V157L11 158V160H13L12 162L14 163L15 161H20V164L19 163H17V167H18V170H19V167L22 169V164H24L25 163V161H23V159H22V157L21 156H18V153H19V155L20 154H22ZM33 152V153H34ZM59 152H61V151H59ZM71 152V151H70ZM79 151H77V153H78ZM93 152V153H94ZM137 152V151H136ZM160 152V151H159ZM168 152H169V150H168ZM215 152V151H214ZM224 152H226V151H224ZM24 153V152H23ZM28 153V152H27ZM36 153V152H35ZM37 153H38V151H37ZM68 152L66 151V153L65 154H67ZM81 153V152H80ZM79 153V154H80ZM92 153V154H93ZM119 154H120V152H118ZM123 153H125L124 154V157L127 155L126 154V152H123ZM128 153V154H129ZM157 153V152H156ZM175 153H177V152H175ZM179 153V152H178ZM182 153V152H181ZM232 153V152H231ZM231 153H229V154H231ZM239 153H241V152H239ZM246 153V152H245ZM29 154H30V157H32L31 156V152H29ZM29 154H27L26 156L28 157V159L30 158L29 157ZM65 154H64V157H65ZM69 154V153H68ZM68 154H67V157H69L68 156ZM78 154V155H79ZM85 154V153H84ZM116 154V153H115ZM121 154H122V151H121ZM131 154V153H130ZM130 154H129V156H130ZM225 154V153H224ZM249 154V153H248ZM248 154H246V155H244L245 156V159H246V157H248L247 155ZM10 157H9V156ZM35 155V154H34ZM33 155V157H35ZM42 155V154H41ZM62 155V154H61ZM77 155V156H78ZM161 155V154H160ZM174 155H176V154H174ZM6 156V157H5ZM23 156L24 157H26L24 154H23ZM37 156H40V155H37ZM45 156V155H44ZM118 156V155H117ZM132 156V155H131ZM242 156H243V153H242ZM242 156H241V158H242ZM243 156V157H244ZM1 157V156H0ZM7 157H8V159H7ZM14 157H21V159L20 160H18V158L16 159V160H14L13 158ZM26 157V158H27ZM32 157V158H33ZM60 157V156H59ZM92 157V156H91ZM231 157V156H230ZM26 158H24V160L26 159ZM31 158V159H32ZM78 158H80V156H78ZM123 158V157H122ZM1 159V158H0ZM27 159V160H28ZM37 159H38V157H37ZM56 159V158H55ZM58 160V159H57ZM57 160H53V162H50V163H52V164H55V162L57 161ZM61 160V159H60ZM59 160V161H60ZM69 160V159H68ZM120 160H121V157H120ZM0 161H2V160H0ZM4 161V160H3ZM21 161L23 162V163H21ZM28 161H30V159L28 160ZM33 161H36L37 162V160H34V158H33V160H31L30 161V163H32L34 166L33 167H31V168H36V169H39L38 167H40V163L39 164H36L35 165V162L33 163ZM142 161H143V159H142ZM146 161V160H145ZM248 161V160H247ZM5 162H3V164L5 163ZM12 162L10 161L9 163H10V166H11V164H12ZM44 162V161H43ZM62 162V161H61ZM127 162V161H126ZM229 162H231V160L229 161ZM8 163V162H7ZM16 163V162H15ZM14 163V164H15ZM26 163H28L27 161H26ZM29 163V164H30ZM66 163H67V161H66ZM133 163V162H132ZM178 163V162H177ZM246 163V162H245ZM249 163V162H248ZM14 164H12L13 166H14ZM57 164H58V162H57ZM69 164V161H68V163L66 164V165H68ZM73 164H74V162H73ZM89 164V163H88ZM147 164H148V162H147ZM230 164V163H229ZM48 165V164H47ZM3 166V165H2ZM26 165H24V167H25ZM41 166H43V164L41 165ZM56 166H58V165H56L55 164V167ZM77 166V165H76ZM135 166V165H134ZM133 166V164H132V167H134ZM148 166V165H147ZM12 167V166H11ZM45 167V166H44ZM44 167H42V169L44 168ZM60 167H61V164H60ZM59 166L57 167V170H58V168L59 169H61ZM80 167V166H79ZM244 167H246V165H244ZM3 168V167H2ZM20 169V170H21ZM36 169H35V171L34 172H36ZM47 169V168H46ZM53 169V168H52ZM63 169V168H62ZM61 169V170H62ZM65 169V168H64ZM63 169V170H64ZM68 168H66L65 170H67ZM80 169H81V167H80ZM0 170H1V167H0ZM17 170V171H18ZM23 170V169H22ZM62 170V171H63ZM82 170V169H81ZM249 170V169H248ZM251 171H253L254 169H250ZM249 170V171H250ZM3 171H5V170H3ZM2 171V172H3ZM23 171H25V172H27L26 170H23ZM38 171V170H37ZM40 172H43V171H45V169L44 170H39ZM134 171V170H133ZM194 171V170H193ZM209 171V170H208ZM244 171H246L245 169H244ZM250 171V173H251V175H253V173H255V172H251ZM7 173L9 172V170L8 171H6ZM20 172H22V171H20ZM34 172H32L31 173V170H30V173L31 174H34ZM58 172V171H57ZM59 172H60V170H59ZM65 172H67V171H65ZM124 172H126V171H124ZM130 172H131V170H130ZM200 172V171H199ZM5 173V172H4ZM11 172H9L8 174H9V176L7 175L6 177H5V179H3L2 178V181L4 180V183L6 182L7 183V179L9 178L10 180H14V178L12 179L10 176H12L11 174H10ZM37 173V172H36ZM35 173V174H36ZM47 173V172H46ZM82 173H83V171H82ZM198 173V172H197ZM246 173V172H245ZM34 174V175H35ZM54 174V173H53ZM128 174V173H127ZM0 175H2V176H5L4 174H1L0 173ZM46 175V174H45ZM125 175H126V173H125ZM250 175V176H251ZM53 176V175H52ZM57 176V175H56ZM90 176V175H89ZM229 176H231V175H228L227 173H226V168H223V169H219V170H217V172H216V176H215V178L217 179V181H222V180H224V181H226L227 182V186L229 185V183H228V178H229ZM249 176V177H250ZM60 177H61V175H60ZM89 178V177H88ZM131 178V177H130ZM138 178V177H137ZM245 178H247L246 176H245ZM250 178H252V177H250ZM51 179V178H50ZM191 179H193V178H191ZM230 179V178H229ZM248 179V178H247ZM0 180H1V176H0ZM6 180V181H5ZM194 180V179H193ZM199 180H201V179H199ZM203 180V179H202ZM201 180V181H202ZM250 180V179H249ZM1 181V182H2ZM49 181V180H48ZM64 181V180H63ZM115 181H117V179L115 180ZM207 181V180H206ZM215 181V180H214ZM240 181V180H239ZM10 182V181H9ZM50 182H51V180H50ZM114 182V181H113ZM117 182H120V180L119 181H117ZM211 182V181H210ZM124 183V182H123ZM123 183H122V185H123ZM201 183V182H200ZM200 183L198 184V185H200ZM207 183H209V182H207ZM207 183H205V184H207ZM216 183V182H215ZM246 183V182H245ZM249 183V182H248ZM248 183H247V185H248ZM1 184H3V183H1ZM11 185H12V182L10 183ZM38 184V183H37ZM92 184V183H91ZM203 184H204V182H203ZM3 185H5V184H3ZM9 184L7 183V185H5V187L6 186H8ZM26 185V184H25ZM24 185V186H25ZM51 185H53V184H51ZM56 185V184H55ZM93 185H95V184H93ZM110 185H111V183H110ZM121 185V184H120ZM208 186L210 185V184H207ZM232 185V184H231ZM259 185V184H258ZM1 186V185H0ZM10 186V185H9ZM6 187V189H8V188H10V187ZM46 186V185H45ZM88 186V185H87ZM90 186V185H89ZM205 186L206 185H204V188H205ZM219 186V185H218ZM248 186H250V185H248ZM1 187H3V186H1ZM13 187V186H12ZM11 187V188H12ZM52 187V186H51ZM82 187V186H81ZM84 187V186H83ZM91 187V186H90ZM89 187V188H90ZM109 187V186H108ZM108 187H107V189H108ZM201 187V186H200ZM207 187V186H206ZM215 187V186H214ZM236 187H238V186H236ZM4 188V187H3ZM2 188V189H3ZM29 188V187H28ZM87 188V187H86ZM118 188H120V187H118ZM216 188H217V186H216ZM250 188H251V186H250ZM1 189V190H2ZM18 189L19 188H17V191H18ZM80 189V188H79ZM84 189V188H83ZM160 189V188H159ZM219 189V188H218ZM229 189H230V187H229ZM0 190V191H1ZM11 190V189H10ZM63 190H64V188H63ZM114 190V189H113ZM118 190V189H117ZM197 190V189H196ZM206 190V189H205ZM213 190H214V188H213ZM220 190V189H219ZM228 190V189H227ZM251 190H252V188H251ZM255 190V189H254ZM5 192L6 191H9V189L8 190H4ZM3 190L1 191V193L3 194V192H4ZM39 191V190H38ZM65 191V190H64ZM78 191V190H77ZM81 192L79 193V194H81V193H83L82 192V189L80 190ZM89 191H90V189H89ZM108 191V190H107ZM158 191V190H157ZM223 191V190H222ZM222 191H218L216 194H214L213 196L211 195V194H213V191H212V193L210 194V197H209V199H210V201H211V203H209V204H214V205H212L211 207L212 208H219L220 206H223V205H225V203H226V200L224 199V194H226L228 191H225V192H222ZM4 192V195H6V193ZM14 192H16V191H14ZM12 193V191H11V197L10 198H8L9 200H8V208L5 206V204H3V203H0V206L1 207H3L2 205H4V209H3V212H4V214L3 213H0V264H87L88 263V260L89 259H91V258H93V256H94V239L97 237V236H99V234L97 235V236H95L94 237V235L95 234H93L94 232V230L93 231H91V230H89V229H87V230H83L82 228H81V231H78V230H76V228H72L71 226V228L70 229H68V230H70V231H66L67 229L65 228V232H64V229L63 230H60L59 229V231H63V232H58V233H56V231L58 230H55V228L53 229L52 227V231H50L48 228H47V226L48 225H45V223H44V221L43 220H41V219H43L44 217H45V215H44V217L43 218H40L41 216H39V215H41L40 213L38 214V212L36 211V210H33V209H35V208H37L38 206H37V203H34L33 201L35 200V199H33V201L31 202V204L30 203H27V206L29 207V208H27V210H28V214L27 215H25V214H23L22 215V211L21 210H18L17 209V207H18V205H19V207H21L20 205H21V202H20V204L18 203L22 198H20V200L17 198V196L15 197V193ZM42 192V191H41ZM70 192V191H69ZM79 192V191H78ZM85 192V191H84ZM87 192H88V190H87ZM92 192V191H91ZM104 192V191H103ZM113 192H115L116 193V191L114 190ZM146 192V191H145ZM145 192H143V193H145ZM198 192H199V190H198ZM238 192H239V190H238ZM1 193H0V195H1ZM71 193V192H70ZM215 193V192H214ZM229 193V192H228ZM17 194V193H16ZM19 194H21V193H19ZM24 194V193H23ZM94 194V193H93ZM92 194V195H93ZM110 194V197L111 198H113L112 196H111V193H109ZM201 194V193H200ZM256 194H258V192L256 193V191H255V193H253V195H254V197L256 196ZM18 195V194H17ZM68 195V194H67ZM71 195V194H70ZM69 195V196H70ZM105 195V194H104ZM136 195V194H135ZM239 195V194H238ZM238 195H237V197H238ZM246 195V194H245ZM259 195V194H258ZM19 196V195H18ZM78 197H79V195H77ZM77 196H74V198L75 197H77ZM82 196H84V193H83V195ZM82 196H81V198H82ZM198 196V195H197ZM47 197H48V195H47ZM68 197V196H67ZM73 197V196H72ZM86 196H84L83 197V199L85 198ZM93 196H90V198H92ZM242 197V199H244V201L246 202V201H249V200H247V198L245 199L243 196H241ZM248 197V196H247ZM57 198V197H56ZM81 198H80V200L79 199H77V198H75V200L77 199L78 201H82L81 200ZM103 198H105V196L103 197ZM132 198V197H131ZM130 198V199H131ZM214 198L215 199H218V201L219 202H217L216 203V200H214ZM238 198H240V197H238ZM48 199H49V197H48ZM53 199V198H52ZM64 199V198H63ZM66 199V198H65ZM70 199V198H69ZM86 199H87V197H86ZM209 199L207 200V201H209ZM220 199V200H219ZM252 200H254V202H256V197L255 198H253V196H252V198H251ZM29 201L30 199H22L21 201ZM73 200V199H72ZM194 200V199H193ZM241 200V199H240ZM259 200V199H258ZM263 200V199H262ZM84 201V200H83ZM213 201H215L214 203H213ZM231 201V200H230ZM243 201V200H242ZM241 201V202H242ZM1 202V201H0ZM47 202V201H46ZM63 202V201H62ZM69 202V201H68ZM71 202H73V201H71ZM92 202V201H91ZM132 202V201H131ZM161 202V201H160ZM202 202V201H201ZM244 202V203H245ZM260 202V201H259ZM258 201H257V203H259ZM78 202L76 201V203H74L75 204V206H76V204H77ZM243 203V202H242ZM26 204V203H25ZM42 204V203H41ZM41 204L39 203V206L41 207V209H43L42 207L43 206H41ZM56 204V203H55ZM241 204V203H240ZM252 204H256V203H252ZM260 204V203H259ZM262 204V203H261ZM263 204H264V202H263ZM262 204V205H263ZM70 205H71V203H70ZM79 205L81 206V203H79L78 204V207H79ZM91 205V204H90ZM246 206L248 205V203H246L245 204ZM25 206V205H24ZM37 206V207H36ZM51 206H52V204H51ZM54 206V205H53ZM65 206V205H64ZM73 206L74 205H72V209H73V211H75V212H73V214L75 213L76 214V211L77 210H74V208H73ZM85 206V205H84ZM106 206H107V204H106ZM110 205L108 204V207H109ZM254 206V205H253ZM259 206V205H258ZM0 207V209H2ZM5 207H6V211H5ZM33 207V208H32ZM61 207V206H60ZM107 207V208H108ZM174 207V206H173ZM201 207V206H200ZM207 207V206H206ZM248 207H251V206H248ZM261 207H263L264 208V205L263 206H261ZM48 208V207H47ZM67 209H68V206L66 207ZM71 208H70V211H71ZM81 208H82V206H81ZM88 208H90L89 206H88ZM114 208V207H113ZM189 208V207H188ZM202 208V207H201ZM25 209H26V207H25ZM25 209H24V211H25ZM60 209V208H59ZM85 209V208H84ZM101 209H103V207L101 208ZM204 209V208H203ZM206 209V208H205ZM207 209H208V207H207ZM16 210L17 211H19V214H20V211L22 212L21 213V215H17V213H15L16 212ZM26 210V211H27ZM61 210H64V209H62L61 208ZM69 210V209H68ZM106 210V209H105ZM113 210V209H112ZM111 210V211H112ZM190 210V209H189ZM217 210V209H216ZM250 210V213L252 212V209H249ZM261 210V212H262V209H260ZM26 211L24 212V213H26ZM31 211V212H30ZM32 211H36L35 213H37L36 215L34 214V212H32ZM41 211V210H40ZM47 211H48V209H47ZM46 211V212H47ZM49 211H51L50 209H49ZM106 211H108V210H106ZM243 211V210H242ZM257 210L254 208V210H253V212L251 213V217H252V214H253V217H256V218H251V219H249V221L250 222H252V224H250L251 226L255 223V221L256 220H258V221H260L261 222V220H262V222L264 221V217H263V219L262 218H260V217H262V216H256L257 215V213L259 214V212H256ZM6 212V213H5ZM66 212H67V210H66ZM69 212V211H68ZM109 212V211H108ZM188 212V211H187ZM195 212V211H194ZM256 212V213H255ZM31 213V214H30ZM50 213V212H49ZM60 213H61V211H60ZM52 214H54V213H52ZM73 214H72V216H73ZM102 214V213H101ZM185 214V213H184ZM188 214H189V212H188ZM191 214V213H190ZM195 214V213H194ZM239 214V213H238ZM254 214H255V216H254ZM263 214H264V212H263ZM32 215H35V218H37V219H34V217L32 216ZM62 215V217H63V214H61ZM65 216H66V214H64ZM68 215H70L71 216V212H70V214H68ZM67 215V216H68ZM77 215V214H76ZM106 214H104V216H105ZM36 216H38V217H36ZM50 216V215H49ZM101 216V215H100ZM103 216V217H104ZM121 216V215H120ZM185 216H187V215H185ZM188 216H193L192 214L191 215H188ZM222 217L224 216L223 214L221 215ZM238 216V215H237ZM111 217H112V215H111ZM122 217V216H121ZM171 217V216H170ZM257 217H258V219H257ZM49 218V217H48ZM64 218H68V217H64ZM71 218V217H70ZM102 218V217H101ZM179 218V217H178ZM231 218V217H230ZM247 218V217H246ZM63 219V218H62ZM69 219V218H68ZM68 219H66V220H68ZM189 219H191V217L189 218ZM188 219V220H189ZM192 219H195V218H192ZM189 220V221H192L191 223L192 224H196V221L195 220ZM229 219V218H228ZM227 219V220H228ZM235 219H237V218H235ZM256 219V220H255ZM261 219V220H260ZM45 220V219H44ZM112 220V219H111ZM175 220H176V224H178L179 226H177V225H174L173 227L172 226H165V229H166V231H165V237L166 238H168L169 240H167L166 241V246L167 247H169V248H172V247H174L175 249H178V243H180L179 242V238H178V236H180V233H178L177 232V229L179 228V230L181 229V226H182V228H183V226H185V227H187L188 226V223H189V221H186V217L185 218H182V217H180L179 219H176L175 218ZM177 220H179V223L177 222ZM200 220V219H199ZM205 220V219H204ZM208 219H206L204 222H206ZM227 220H225V221H227ZM234 220V219H233ZM254 220V221H253ZM69 221V220H68ZM95 221V220H94ZM186 221V222H185ZM225 221H223V222H225ZM237 221V220H236ZM247 221V220H246ZM66 222V221H65ZM96 222V221H95ZM98 222V221H97ZM112 222V221H111ZM110 222V223H111ZM167 222V221H166ZM188 222V223H187ZM209 221H207L206 223H208ZM227 222H229V221H227ZM234 222H235V220H234ZM233 222V223H234ZM249 222V223H250ZM62 223H64V221L62 220ZM61 223V224H62ZM134 223H135V221H134ZM190 223V224H191ZM233 223H231L232 224V226L234 225ZM257 223H259V222H256V224ZM65 224H67V225H65ZM64 225H65V227H69L68 225V222L67 223H65ZM138 224V223H137ZM163 224H165V223H162V225ZM174 224V223H173ZM191 224V225H192ZM220 224H222V221H221V223ZM50 225V224H49ZM130 225V224H129ZM160 225V224H159ZM199 225V224H198ZM249 225V226H250ZM51 226V225H50ZM58 226V225H57ZM63 226V225H62ZM101 226V225H100ZM227 226V225H226ZM225 226V227H226ZM90 227V226H89ZM99 227V226H98ZM178 227V228H177ZM205 227V226H204ZM228 227H229V225H228ZM258 227V226H257ZM159 228H161L160 226H159ZM197 228V227H196ZM206 228V227H205ZM232 227L230 226L229 228H228V230L229 229H231ZM246 228V227H245ZM252 228H253V226H252ZM256 227H254L253 229H255ZM77 229H79V228H77ZM99 229H100V227H99ZM176 229V230H175ZM208 229V228H207ZM210 229V228H209ZM220 229V228H219ZM101 230V229H100ZM103 230V229H102ZM181 230H185L184 228L183 229H181ZM181 230H180V232H181ZM259 230V229H258ZM55 231V232H54ZM218 231V230H217ZM253 231V230H252ZM260 231V230H259ZM151 232V231H150ZM189 232H191V231H189ZM209 232V231H208ZM219 232V231H218ZM214 233L213 235L211 234V238H213V237H215L216 235L215 234H217V237H218V235H219V233ZM230 232H231V230H230ZM147 233H149V232H147ZM201 233V232H200ZM229 233V232H228ZM231 233H233V231L231 232ZM235 233V232H234ZM255 233H257L258 234V232H257V230H256V232ZM264 233V232H263ZM202 234V233H201ZM239 233H237L236 235H238ZM253 234V233H252ZM260 234H262V232L260 233ZM146 235V234H145ZM215 235V236H214ZM225 235V234H224ZM230 235V234H229ZM232 235V234H231ZM234 235V234H233ZM255 236H256V234H254ZM253 235V236H254ZM263 235V234H262ZM103 235H100V237H102ZM213 236V237H212ZM226 236H228V234H227V230H226ZM252 236V237H253ZM260 236V235H259ZM186 237V236H185ZM203 237V236H202ZM229 237V236H228ZM235 237V236H234ZM237 238V237H236ZM99 239V238H98ZM102 239V238H101ZM216 239V238H215ZM227 239V238H226ZM262 239V238H261ZM205 240H207V239H205ZM217 240H219L218 238L215 240V241H217ZM223 240V239H222ZM253 240H255V238L253 239ZM257 240V239H256ZM96 241H97V239H96ZM103 241V240H102ZM182 241V240H181ZM186 241V240H185ZM184 241V242H185ZM193 241V240H192ZM198 241V240H197ZM212 241H214V240H212ZM214 241V242H215ZM257 242V241H256ZM185 243H188V241H186ZM193 243V242H192ZM200 243V242H199ZM205 243V242H204ZM207 243H209V242H207ZM219 243V245L221 244L220 242H217V244ZM246 243V242H245ZM251 243V242H250ZM249 243V244H250ZM258 243V242H257ZM261 243V242H260ZM106 244V243H105ZM116 244V243H115ZM120 244V243H119ZM202 244H203V242H202ZM210 244V243H209ZM208 244V245H209ZM212 245H213V243H211ZM223 244V243H222ZM221 244V245H222ZM243 244V243H242ZM249 244H247V246L249 245ZM252 244H253V242H252ZM100 245V244H99ZM103 245H104V243H103ZM182 245V244H181ZM220 245V246H221ZM243 245H246V244H243ZM258 245V244H257ZM260 245V244H259ZM105 247L107 246V244L106 245H104ZM186 246H187V244H186ZM198 246V245H197ZM201 246V245H200ZM223 246V245H222ZM237 246H239V243H238V245ZM241 246V245H240ZM101 247V246H100ZM103 247V246H102ZM184 247H185V244H184ZM193 247V246H192ZM207 247V246H206ZM206 247H204L203 246V248L202 249H204V248H206ZM211 247V246H210ZM210 247L208 248L207 247V249H209V250H212V249H210ZM226 247V246H225ZM98 248L99 247H97V250H98ZM194 248V247H193ZM199 248V247H198ZM197 248V249H198ZM216 248V247H215ZM100 249V248H99ZM207 249H206V252H207ZM218 249V248H217ZM247 249V248H246ZM263 249V248H262ZM103 250V249H102ZM106 250L108 251L109 250V248L108 249H105V251H104V253H103V255L104 254H106L105 252H106ZM194 250V249H193ZM198 250H200V249H198ZM220 250L222 251L223 249H221L220 248ZM235 250V249H234ZM239 250V249H238ZM110 251H112V250H110ZM196 251V250H195ZM195 251L193 252L194 254H195ZM205 251V250H204ZM216 251V250H215ZM262 251V250H261ZM92 252L94 253L93 254V256H92ZM133 252V251H132ZM201 252V251H200ZM206 252H205V254H206ZM218 252V251H217ZM224 252V251H223ZM239 252V251H238ZM237 252V253H238ZM101 253V252H100ZM201 253H203V251L201 252ZM235 253V252H234ZM262 253L263 252H260L259 254H261L262 255ZM91 254V255H90ZM112 254V253H111ZM204 254V255H205ZM207 254H208V252H207ZM211 254V253H210ZM214 254H215V252H214ZM213 254V255H214ZM219 254H220V252H219ZM224 254V253H223ZM236 254V253H235ZM90 255V256H89ZM97 255V254H96ZM95 255V256H96ZM100 255V254H99ZM133 255V254H132ZM182 255V254H181ZM203 255V254H202ZM256 255H258V253L256 254ZM88 256H89V258H88ZM92 256V257H91ZM102 256V255H101ZM113 256V255H112ZM112 256H109L110 258H112ZM160 256V255H159ZM208 256H209V254H208ZM211 256H212V254H211ZM210 256V257H211ZM214 256H217V254L216 255H214ZM243 256V255H242ZM254 256V255H253ZM253 256L251 257L252 259H255V258H253ZM259 256V255H258ZM258 256H257V259H258ZM109 257H107V258H109ZM204 257V256H203ZM207 257V256H206ZM205 257V258H206ZM218 257V256H217ZM221 257V256H220ZM240 258H241V256H239ZM263 259H264V257L263 256H261ZM97 258H99L98 256H97ZM197 258V257H196ZM216 258V257H215ZM225 258V257H224ZM238 258V257H237ZM240 258H238V260H236V261H238V263H239V261L240 260H242V259H240ZM96 259V258H95ZM181 260H180V262H181V264H186L185 263V261L182 259V258H180ZM200 259H202V258H200ZM199 259V260H200ZM245 259V258H244ZM250 259V258H249ZM99 260V259H98ZM98 260H97V263L99 264V262H98ZM119 260V259H118ZM143 260V259H142ZM196 260V259H195ZM197 260H198V258H197ZM206 260V259H205ZM224 260V259H223ZM259 260H260V258H259ZM90 261V260H89ZM94 261V263L93 264H96L95 263V260H93ZM112 261H114V260H112ZM112 261L111 262H108V263H112ZM157 261H159V259L157 260ZM246 261V260H245ZM263 261V260H262ZM262 261H260V262H262ZM122 262V261H121ZM221 262V261H220ZM224 262V261H223ZM222 262V263H223ZM106 263V262H105ZM118 263V262H117ZM155 263V262H154ZM238 263H236V264H238ZM249 262L247 261V263L246 264H248ZM259 263V262H258ZM92 264V263H91ZM107 264V263H106ZM127 264V263H126ZM148 264V263H147ZM157 264V263H156ZM163 264V263H162ZM165 264H168L167 263V260H166V262H165ZM201 264H203L202 262H201ZM239 264H241V262L239 263ZM250 264V263H249ZM260 264H262V263H260Z\"/></svg>", "mask_w": 264, "mask_h": 264}]
</instances>
